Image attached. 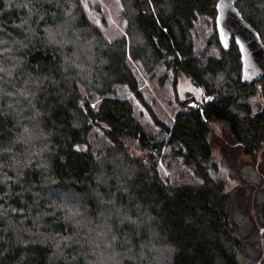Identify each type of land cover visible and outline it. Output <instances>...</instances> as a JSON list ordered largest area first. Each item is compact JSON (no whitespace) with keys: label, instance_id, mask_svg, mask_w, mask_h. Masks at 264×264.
Segmentation results:
<instances>
[{"label":"trees","instance_id":"trees-1","mask_svg":"<svg viewBox=\"0 0 264 264\" xmlns=\"http://www.w3.org/2000/svg\"><path fill=\"white\" fill-rule=\"evenodd\" d=\"M31 1L0 0V264H88L105 227L130 247L152 241L144 261L120 264H264L234 219L235 186L213 168L210 141L223 123L244 155L260 154L264 180V78L243 84L234 41L225 51L216 33L218 57L194 52L191 29L215 17L216 0H120L128 35L112 44L81 12L71 27L94 41L89 49L38 40L41 17L63 23L61 9L76 0ZM236 7L264 44V0ZM23 13L40 21L27 33ZM128 55L185 75L199 92L171 125L153 119L157 133L114 95V85L137 94ZM82 90L100 101L91 106ZM100 125L109 144L96 156L88 136ZM172 159L201 183L171 185L158 166Z\"/></svg>","mask_w":264,"mask_h":264},{"label":"rangeland","instance_id":"rangeland-1","mask_svg":"<svg viewBox=\"0 0 264 264\" xmlns=\"http://www.w3.org/2000/svg\"><path fill=\"white\" fill-rule=\"evenodd\" d=\"M31 3L35 4V0ZM24 5L25 3H22V7ZM70 5L69 2L61 9V13L65 17L63 23L42 22L41 17L40 28L43 34L38 37L40 43L56 48L60 47L61 44H75L89 49L94 41L89 36L81 35L78 37L81 30L71 27V20L81 12L85 19L98 29L99 36L105 43L112 44L122 37H127L128 24L126 18L120 17L123 10L120 0H76L74 8L67 10L66 8ZM23 16L22 28L26 33L34 27V23H40L39 17L36 18L33 13H23ZM63 16L58 20H61ZM50 19L57 21L54 16H51ZM69 21L70 24L67 25L66 23ZM215 33V17L199 16L191 29L194 39V52L198 55H206V58L209 56L218 57L219 48L213 39ZM14 45L16 43L7 44V53L15 51ZM0 54H2V50H0ZM127 64L137 80V94L132 93L126 85H114V95L128 100L132 105L136 121L152 133L158 131V126L153 119L171 125L175 114L183 108L181 103L199 97V92L193 81L185 75L176 76L172 71L166 70L162 66L150 67L141 61L133 60L129 55ZM90 68L89 65L86 74ZM82 91L83 96L91 101V106H95L100 101L96 94ZM101 127L103 126L94 127L88 136L91 150L96 156L100 151H104L109 144ZM210 141L215 162L213 168L228 186L232 185V188L235 186L233 188L235 196L231 204L234 219L247 238L252 237V240H257L253 243L247 241V248L253 254L252 257L259 255L257 250L260 253L262 250L264 254L262 248V244H264V180L257 169L261 161L260 154L258 153L255 157L244 155L241 146L235 144L228 129L221 122L212 124ZM99 158L100 156L97 157V159ZM158 169L161 175L173 186L201 183L193 171L177 159L160 163ZM102 231L105 235H102L103 237L98 240L95 253L91 254L88 264H120L122 259L144 261L148 248L152 245L151 241L146 246L130 247V244L120 243L107 227L103 228ZM165 248H163V252ZM143 251L146 252L145 256ZM261 262L264 263V259Z\"/></svg>","mask_w":264,"mask_h":264},{"label":"water","instance_id":"water-1","mask_svg":"<svg viewBox=\"0 0 264 264\" xmlns=\"http://www.w3.org/2000/svg\"><path fill=\"white\" fill-rule=\"evenodd\" d=\"M215 12V31L221 47L228 50L233 40L238 50L242 83L251 84L264 78V44L242 17L236 0H216Z\"/></svg>","mask_w":264,"mask_h":264}]
</instances>
